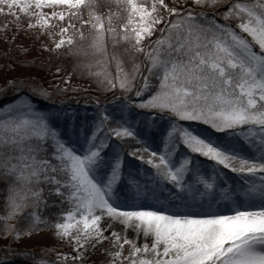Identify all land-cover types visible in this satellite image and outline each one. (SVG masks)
Wrapping results in <instances>:
<instances>
[{
  "label": "snow or ice",
  "instance_id": "1",
  "mask_svg": "<svg viewBox=\"0 0 264 264\" xmlns=\"http://www.w3.org/2000/svg\"><path fill=\"white\" fill-rule=\"evenodd\" d=\"M0 18V264H264V0H0ZM36 68L56 79L8 75ZM85 76L81 117L54 97Z\"/></svg>",
  "mask_w": 264,
  "mask_h": 264
},
{
  "label": "rangeland",
  "instance_id": "2",
  "mask_svg": "<svg viewBox=\"0 0 264 264\" xmlns=\"http://www.w3.org/2000/svg\"><path fill=\"white\" fill-rule=\"evenodd\" d=\"M3 21V18H1ZM22 38H18L16 41V44L21 43ZM28 44H31V41H27ZM16 44L13 45V48L16 47ZM6 49V45L4 43V35L0 33V52H3ZM42 58H46V54H42L39 51V44H36L33 47L32 52L27 56L28 60L37 59L38 61ZM66 64L70 67L72 61L68 58L65 60ZM5 64V60L0 58V85L4 83L5 80V71L3 70V65ZM15 68V65H13ZM31 73L33 76L37 77L38 79H41V82L44 83L45 87H48L47 83L43 81V77L47 76L46 73L41 72L38 68L36 69H16L14 73H8V75H19L23 73L24 75H27L28 73ZM61 75H64L62 72ZM56 79L52 76H47V80H53ZM62 87H68V85H62ZM71 87L80 89V91H69L66 95L63 96H55L54 100L56 102L57 106H69V111H78L80 116L83 117L85 115V110H78L80 107L84 106H94L93 101L95 98L99 95L96 91V87L94 82L89 80L86 76L83 78L75 77L71 81ZM110 95V94H109ZM101 101H105V96L100 95ZM50 102V101H49ZM110 101L107 102V104ZM45 103H48L45 102ZM50 104H44L43 106L48 107ZM111 107H113L112 104H109ZM77 107H79L77 109ZM110 107V108H111ZM74 108V109H73ZM85 109V108H84ZM89 108H87L88 110ZM90 110V109H89ZM92 113L89 114V116ZM43 236V238H41ZM41 236L34 237L31 240L26 241L23 245H20L19 243L13 244L12 247H23L27 250H35L36 252H40L41 249L44 247H52L55 244L54 238H52L50 235L47 234H41ZM10 243V240H3L0 239V248H6Z\"/></svg>",
  "mask_w": 264,
  "mask_h": 264
},
{
  "label": "trees",
  "instance_id": "3",
  "mask_svg": "<svg viewBox=\"0 0 264 264\" xmlns=\"http://www.w3.org/2000/svg\"><path fill=\"white\" fill-rule=\"evenodd\" d=\"M3 21H2V19L0 18V23H2ZM3 85V84H2ZM45 102H47V101H44V100H41V101H39V103L43 106L44 104L46 105V104H50L48 107H50L51 106V102H49L48 101V103H45ZM109 104H112L113 106H114V104L110 101L108 104H107V106L110 108L111 106L109 105ZM45 107V106H44ZM63 107H65V108H68V109H72V108H69V106L67 107V106H63ZM47 108V107H46ZM79 107H77V109H78ZM85 108V109H84ZM87 108H89L88 110H87ZM112 108V107H111ZM110 108V109H111ZM74 109V108H73ZM85 110V112L84 113H87L88 115L90 114V113H92L93 111H94V106H87V107H84V106H82V107H80L78 110ZM3 195V184L2 183H0V196H2ZM4 248H0V251H2ZM13 264H17V262L16 261H13Z\"/></svg>",
  "mask_w": 264,
  "mask_h": 264
}]
</instances>
